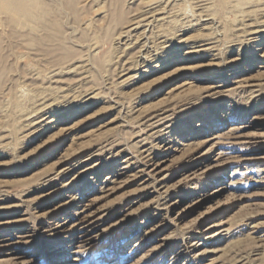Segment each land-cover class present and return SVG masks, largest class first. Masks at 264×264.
<instances>
[{"label": "rangeland", "instance_id": "obj_1", "mask_svg": "<svg viewBox=\"0 0 264 264\" xmlns=\"http://www.w3.org/2000/svg\"><path fill=\"white\" fill-rule=\"evenodd\" d=\"M151 1L168 22L122 35ZM231 1L52 0L57 63L0 17V264H264V0Z\"/></svg>", "mask_w": 264, "mask_h": 264}, {"label": "bare ground", "instance_id": "obj_2", "mask_svg": "<svg viewBox=\"0 0 264 264\" xmlns=\"http://www.w3.org/2000/svg\"><path fill=\"white\" fill-rule=\"evenodd\" d=\"M118 1V0H117ZM178 1V0H176ZM245 1V0H244ZM251 1V0H250ZM165 2V0H164ZM212 2V1H211ZM231 0H217V2L215 3L216 5V9L222 11L223 9H225L228 5L231 4ZM239 1H237L234 5L231 6H236V4ZM58 3V2H57ZM67 3L70 7L74 8V0H67ZM110 3V2H109ZM115 3L114 5V16L117 20H119V18H121L123 16V11L121 9H119L117 7V3L116 1L113 2ZM169 3V1H168ZM207 3V2H206ZM204 3V4H206ZM214 3V2H213ZM245 3V2H242ZM130 4V3H129ZM167 4V3H165ZM208 4V3H207ZM163 5V4H162ZM214 5V4H213ZM248 5V4H247ZM126 6V5H125ZM164 6V5H163ZM180 6V4H179ZM212 6V5H211ZM242 6V5H241ZM68 7V6H67ZM82 7V6H81ZM128 7V6H126ZM161 6L156 3L155 1H151L147 4L145 10L142 13H138V15H136L135 17L129 19L127 21V24L125 26L124 31L121 32L122 35H128V33L130 32H134L137 29L143 27V26H149L151 25L153 22L155 21H162L165 20L167 18L166 15V11H163V7L160 8ZM188 7V6H187ZM213 7V6H212ZM240 7V6H239ZM182 8V7H179ZM214 8V7H213ZM229 8V7H228ZM227 8V9H228ZM77 9V8H76ZM165 9V8H164ZM189 9V8H187ZM196 9V8H195ZM237 9V8H236ZM235 9V10H236ZM113 10V9H110ZM226 10V9H225ZM232 10V9H231ZM189 11V10H188ZM200 11V10H199ZM183 12V11H182ZM187 12V11H186ZM226 12V11H225ZM79 13V12H78ZM126 13V12H125ZM196 13V12H195ZM214 13V12H213ZM249 13V12H248ZM85 14V11H84ZM128 14V13H127ZM135 14V13H134ZM170 14V13H168ZM167 14V15H168ZM251 14V13H249ZM108 15V14H107ZM113 15V14H112ZM237 15V14H235ZM82 16V14H81ZM106 16V15H105ZM113 16V17H114ZM169 16V15H168ZM177 16V15H176ZM262 16V15H261ZM264 16V14H263ZM0 17H1V21L4 25H6V27L9 29L10 33L12 34H16L19 30H18V26L23 25L25 27H27V31H25L24 36L29 38L27 39L29 41V43H31L33 45L34 50L39 51L41 53H45V54H51L52 56H54V61H59L60 60V56L57 55V53L59 54V52L61 53V51H65L66 46H64L62 43H60L62 40L61 38V30H62V26H61V21H60V16H59V11H58V7L55 5V3L52 2V0H0ZM181 17V16H180ZM114 18V19H115ZM78 20H80L79 18H77ZM86 19V18H85ZM126 19V18H125ZM179 19V18H178ZM88 20V19H87ZM167 20V19H166ZM169 20V19H168ZM167 20V22H168ZM86 21V20H85ZM122 21V20H121ZM126 21V20H125ZM171 21V20H170ZM175 21V20H174ZM82 22V21H81ZM120 22V21H119ZM166 22V21H165ZM173 22V21H172ZM253 22V21H252ZM258 22V21H257ZM264 22V21H263ZM121 23V22H120ZM161 23V22H160ZM164 23V21H163ZM162 23V24H163ZM156 24V23H155ZM190 24V23H189ZM263 24V23H262ZM2 25V24H1ZM153 25V24H152ZM167 25V24H166ZM186 25V24H185ZM206 25V24H205ZM244 25V23H243ZM23 26V28H24ZM251 26V24H250ZM152 27V26H151ZM258 27V26H257ZM256 27V28H257ZM20 28V27H19ZM229 28V27H228ZM6 29V28H5ZM172 29V28H171ZM195 29V28H194ZM203 29V28H202ZM226 29V28H225ZM243 29V28H242ZM18 30V31H17ZM175 30V29H174ZM231 30V29H230ZM258 30V29H257ZM24 31V30H23ZM144 31V30H143ZM168 31V29H167ZM173 31V30H172ZM242 31V30H241ZM250 31V30H249ZM254 31V30H253ZM20 32V31H19ZM22 32V31H21ZM145 32V31H144ZM176 32V31H175ZM205 32V31H204ZM208 32V31H207ZM244 32V31H243ZM23 33V32H22ZM170 33L171 30H170ZM222 33V32H221ZM247 33V32H246ZM249 33V32H248ZM256 33V32H255ZM11 34V35H12ZM20 34V33H19ZM18 34V35H19ZM133 34V33H132ZM137 34V33H136ZM145 34V33H144ZM165 34V33H164ZM21 35V34H20ZM129 36V35H128ZM133 36V35H132ZM139 36V35H138ZM141 36V35H140ZM166 36V35H165ZM229 36V35H228ZM15 37V36H14ZM23 37V36H21ZM124 37V36H123ZM170 37V36H169ZM257 37V36H256ZM116 38V37H115ZM143 38V37H142ZM254 38V37H253ZM150 39V38H149ZM172 39V38H171ZM22 40V39H21ZM140 40V39H139ZM198 40V39H197ZM223 40V39H222ZM19 41V40H18ZM164 41V39H163ZM193 41V40H192ZM257 41V40H256ZM23 42V41H22ZM55 42H59L57 43L58 45H55ZM162 42V41H161ZM166 41H164L163 43H160V45L163 46V44ZM189 42V41H188ZM126 43V42H125ZM144 43V42H142ZM156 43V42H155ZM147 44V43H146ZM151 44V43H150ZM4 45V44H3ZM15 45V44H14ZM20 45V44H19ZM22 45V44H21ZM140 45V44H139ZM143 45V44H142ZM156 45V44H155ZM127 46V45H126ZM165 46V45H164ZM5 47V46H4ZM146 47V46H145ZM143 47V48H145ZM166 47V46H165ZM217 47V46H216ZM72 48V47H71ZM1 49H2V43L0 42V74H3L6 70V68L3 66V62H4V57L3 55H1ZM32 49V48H30ZM32 49V50H33ZM70 49V48H69ZM29 50V49H28ZM68 50V49H67ZM73 50V49H71ZM76 50V49H75ZM4 51V50H3ZM126 51V50H125ZM67 54V51H65ZM68 52H70L69 54L72 55L74 51H70L68 50ZM146 52V51H145ZM4 53V52H3ZM151 53V52H150ZM17 54V53H16ZM65 54V53H64ZM26 55V54H25ZM35 55V54H34ZM32 56V54H31ZM150 56V55H149ZM40 57V55H39ZM71 57V56H70ZM130 57V56H129ZM136 57V56H135ZM154 57V56H153ZM166 57V56H164ZM42 58V57H41ZM52 58V59H53ZM62 58V56H61ZM146 58V57H145ZM8 58H6L7 60ZM51 59V58H50ZM155 59V58H154ZM79 60V59H78ZM80 62V61H79ZM84 62V61H83ZM151 62V61H149ZM57 63V62H56ZM142 63V62H141ZM83 64V63H82ZM42 66V65H41ZM79 66V65H78ZM77 66V67H78ZM81 66V65H80ZM127 68V67H126ZM148 70V69H147ZM126 71V70H125ZM38 73V72H37ZM42 75V74H41ZM183 75V76H182ZM180 77L179 81H184L183 84L185 85L188 81L187 79L189 78L188 75L186 74H182ZM200 75V74H199ZM198 74L193 75V78H196L197 76H199ZM49 78V77H47ZM192 78V79H193ZM250 78V77H249ZM242 79V78H241ZM239 81V80H238ZM242 81V80H241ZM191 82V81H190ZM247 82V81H245ZM244 86H248L247 83H244ZM249 84V83H248ZM220 85V84H219ZM241 85V84H240ZM251 85V83H250ZM214 86V85H213ZM22 87V86H21ZM213 88V87H212ZM24 89V88H23ZM57 89V88H56ZM54 91V90H53ZM25 92V91H24ZM20 93V92H19ZM24 94V93H23ZM22 94V95H23ZM211 94V93H210ZM40 96V95H39ZM215 96V95H214ZM63 99V98H62ZM33 100V99H32ZM24 102V101H22ZM71 102V101H70ZM46 103V102H45ZM59 103V102H58ZM117 104V103H116ZM36 106V105H35ZM41 106V105H40ZM42 108H46V110L49 108L48 104L42 106ZM172 109V108H171ZM23 110V108H22ZM44 113V115L46 113H48V111ZM39 111V110H38ZM50 112V111H49ZM176 112V111H175ZM33 113V112H32ZM43 113V112H42ZM36 114V113H35ZM34 114V115H35ZM172 114V113H171ZM55 115V114H54ZM41 116V115H40ZM46 117V116H45ZM29 118V117H28ZM35 118V117H34ZM32 118V119H34ZM44 118V117H43ZM155 118H157V116H155ZM154 118V119H155ZM27 119V118H26ZM126 120V119H125ZM148 120V119H147ZM161 120V119H160ZM50 121V120H49ZM48 121V122H49ZM146 121V120H145ZM162 121V120H161ZM36 122V121H35ZM158 122V120H157ZM47 123V122H46ZM45 123V124H46ZM150 123V122H149ZM27 124V123H26ZM30 124V122H29ZM155 124V123H154ZM150 125V124H149ZM152 125V124H151ZM156 125H158V123H156ZM150 127V126H149ZM152 127V126H151ZM67 128V127H66ZM153 128V127H152ZM157 133V132H156ZM145 140V139H144ZM110 141V140H109ZM113 142V141H112ZM116 143V142H115ZM106 144V143H105ZM141 145V144H140ZM142 146V145H141ZM175 149V148H174ZM212 149V148H211ZM210 152V150L208 151ZM206 152V153H208ZM148 153V152H147ZM160 164V163H159ZM156 167V166H155ZM154 169V168H153ZM151 169V170H153ZM83 171V170H82ZM63 172V171H62ZM65 172V171H64ZM59 175V173H58ZM57 176V175H56ZM51 177V176H50ZM191 177V176H190ZM49 178V177H48ZM113 180V179H112ZM89 204H82V206H80V208L78 209L77 212H75L77 214L76 216V220L75 221H68L65 220V222L58 224V226L56 227L58 229V232L51 235H54L56 238L57 235H63V243L64 244H68V248L65 249V252H61L58 253V255H62V254H68L70 257H77L79 253H81L80 251H82L81 249H89V245L91 243V241L93 240V235L92 233L94 232L93 229H95L94 226H92L93 221L91 218V214H88L87 211H89ZM94 220V219H93ZM57 225V224H56ZM50 235V234H49ZM59 236V237H60ZM59 240H57L56 242H58ZM66 242V243H65ZM62 244V243H61ZM199 244V241H195L193 243L194 246H197ZM57 246V245H56ZM195 253V252H194ZM75 259V258H73ZM77 259V258H76Z\"/></svg>", "mask_w": 264, "mask_h": 264}]
</instances>
